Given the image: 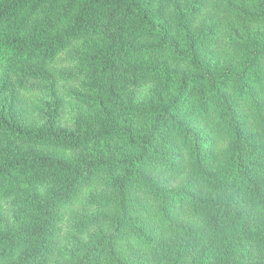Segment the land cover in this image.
Segmentation results:
<instances>
[{
    "label": "trees",
    "instance_id": "trees-1",
    "mask_svg": "<svg viewBox=\"0 0 264 264\" xmlns=\"http://www.w3.org/2000/svg\"><path fill=\"white\" fill-rule=\"evenodd\" d=\"M263 23L264 0H0V67L43 86L0 100V264H264Z\"/></svg>",
    "mask_w": 264,
    "mask_h": 264
},
{
    "label": "rangeland",
    "instance_id": "rangeland-1",
    "mask_svg": "<svg viewBox=\"0 0 264 264\" xmlns=\"http://www.w3.org/2000/svg\"><path fill=\"white\" fill-rule=\"evenodd\" d=\"M208 15L209 16L206 18V21L204 24L206 27H211L212 24L215 22V20L222 18V13L220 11H217V13L215 12V13H211ZM199 22L201 23V20ZM254 30L264 32V23L261 26L254 28ZM60 63L61 64L59 65L58 69L65 70L66 69L65 66L67 65V63L66 62L65 64H63V62H60ZM22 72H23V69L17 70V69L8 68L5 66L0 67V100L1 101L8 102L10 98L17 96L19 99H22L23 103L30 104L31 100L34 99V96H36L34 94L32 95L31 93L41 92L38 90H43V86H40L38 83L39 81L37 79L39 78L29 77L26 80L22 81V82H25L22 84L23 86H19L17 82L20 80V76ZM9 84H11V86L8 87ZM68 88L69 86L64 88L63 92L67 90ZM43 97H45L44 94H43ZM41 108H42L41 106H38V113H35V114L26 113L23 117V120L29 121L30 119H33L35 117L39 118V112L41 111ZM182 259L184 261V258ZM191 261L192 259L190 257H187L185 259V263H188Z\"/></svg>",
    "mask_w": 264,
    "mask_h": 264
}]
</instances>
